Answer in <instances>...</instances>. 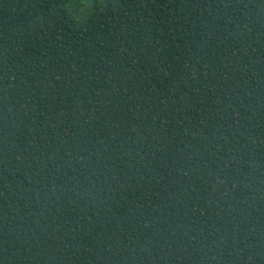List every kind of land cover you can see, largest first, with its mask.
Here are the masks:
<instances>
[{
	"label": "trees",
	"instance_id": "16d2710c",
	"mask_svg": "<svg viewBox=\"0 0 264 264\" xmlns=\"http://www.w3.org/2000/svg\"><path fill=\"white\" fill-rule=\"evenodd\" d=\"M0 264H264V0H0Z\"/></svg>",
	"mask_w": 264,
	"mask_h": 264
}]
</instances>
